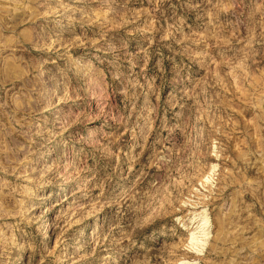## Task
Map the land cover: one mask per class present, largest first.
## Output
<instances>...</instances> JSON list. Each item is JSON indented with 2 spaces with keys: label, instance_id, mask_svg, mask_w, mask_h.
Listing matches in <instances>:
<instances>
[{
  "label": "rangeland",
  "instance_id": "obj_1",
  "mask_svg": "<svg viewBox=\"0 0 264 264\" xmlns=\"http://www.w3.org/2000/svg\"><path fill=\"white\" fill-rule=\"evenodd\" d=\"M0 264H264V0H0Z\"/></svg>",
  "mask_w": 264,
  "mask_h": 264
},
{
  "label": "bare ground",
  "instance_id": "obj_2",
  "mask_svg": "<svg viewBox=\"0 0 264 264\" xmlns=\"http://www.w3.org/2000/svg\"><path fill=\"white\" fill-rule=\"evenodd\" d=\"M204 227V226H203ZM208 227V226H207ZM192 241H194V243H197L198 242V238H196L195 236H192ZM205 242V241H204ZM197 245V244H196ZM200 252V251H199Z\"/></svg>",
  "mask_w": 264,
  "mask_h": 264
}]
</instances>
